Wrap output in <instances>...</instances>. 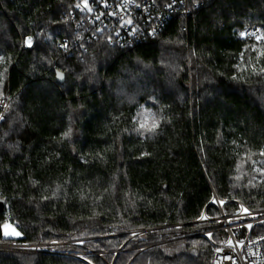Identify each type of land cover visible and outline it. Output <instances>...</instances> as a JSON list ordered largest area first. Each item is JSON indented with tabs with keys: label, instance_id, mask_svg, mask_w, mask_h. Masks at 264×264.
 <instances>
[{
	"label": "trees",
	"instance_id": "16d2710c",
	"mask_svg": "<svg viewBox=\"0 0 264 264\" xmlns=\"http://www.w3.org/2000/svg\"><path fill=\"white\" fill-rule=\"evenodd\" d=\"M196 1L154 41L71 53L77 0H0V245L70 243L0 264H212L216 201L264 211V0Z\"/></svg>",
	"mask_w": 264,
	"mask_h": 264
},
{
	"label": "built area",
	"instance_id": "2783aa9c",
	"mask_svg": "<svg viewBox=\"0 0 264 264\" xmlns=\"http://www.w3.org/2000/svg\"><path fill=\"white\" fill-rule=\"evenodd\" d=\"M197 6L196 0H77L69 15L75 35L64 45L69 50L83 48L84 43L104 37L110 46L134 48L158 39L172 21L189 18ZM258 37L259 27L243 32L248 40ZM5 105L2 99L0 108ZM216 206L221 212L217 227L198 233L210 243L212 264H264V233L256 232L264 223V211L239 204L238 212L227 217L219 201Z\"/></svg>",
	"mask_w": 264,
	"mask_h": 264
},
{
	"label": "rangeland",
	"instance_id": "374dc122",
	"mask_svg": "<svg viewBox=\"0 0 264 264\" xmlns=\"http://www.w3.org/2000/svg\"><path fill=\"white\" fill-rule=\"evenodd\" d=\"M254 42H256V43H262L263 42L262 33H261L260 39L254 40ZM1 61H2V58L0 57V62ZM1 75L3 76V79H2V84L0 85V93L2 92L1 88H3V83H4V78H5L3 72H2ZM2 99H5V97H4V95L2 96V93H1L0 94V101ZM8 105H9V100H6L5 107L2 108V109L0 108V111L4 115V118H5V114H6L7 110H8ZM146 115H147V118H148V125L149 126H151L153 121L156 122V118H155L154 114H152V112H150L149 110L144 109V110H142V112L140 114V117H139V122L140 123L143 122L144 117ZM4 118H2L0 120V122ZM220 216H221V212H220ZM144 233H145L144 231L137 232L135 236L142 235ZM4 234H5V237H7V238H17L18 237L17 230H16L15 226L11 225V224H7ZM69 244L70 243H64V244L60 243V244H50V245H19V244H14V243H3L1 245H4L6 247L3 250H16V251L32 252V253L47 252V251L49 252V251H51L52 253H58V252L52 251V249L54 247L65 246V245H69ZM74 244L79 246V247L83 246L82 245L83 243H81V242H79V243L76 242V243H73L72 245H74ZM59 254H62V255L68 256V257H72V258H77L79 260L86 261L89 264H91V262H92V261L89 260V257H91V255H93V253L91 251H89V250H84L82 252H80V251H78V252H69V253L68 252H61ZM94 255H100V254H94Z\"/></svg>",
	"mask_w": 264,
	"mask_h": 264
},
{
	"label": "snow or ice",
	"instance_id": "6c2138e0",
	"mask_svg": "<svg viewBox=\"0 0 264 264\" xmlns=\"http://www.w3.org/2000/svg\"><path fill=\"white\" fill-rule=\"evenodd\" d=\"M243 35V34H242ZM260 39V37H258ZM28 43L30 44L31 41L29 40ZM261 55H264V53H261ZM255 71V69H253ZM261 73H264V68L260 69ZM157 127V123L155 121L152 122L151 126L148 125V118L147 115L144 117L143 122L140 123V129H144L146 131H153ZM261 155H264V153H261ZM246 211V210H245ZM7 234V233H6ZM18 234V233H17Z\"/></svg>",
	"mask_w": 264,
	"mask_h": 264
},
{
	"label": "water",
	"instance_id": "95a60500",
	"mask_svg": "<svg viewBox=\"0 0 264 264\" xmlns=\"http://www.w3.org/2000/svg\"><path fill=\"white\" fill-rule=\"evenodd\" d=\"M7 209V202L5 199L0 198V213H4ZM6 248L4 245H0V249Z\"/></svg>",
	"mask_w": 264,
	"mask_h": 264
}]
</instances>
